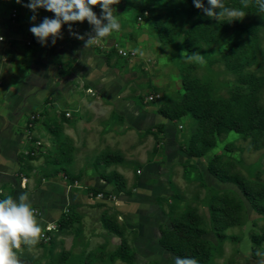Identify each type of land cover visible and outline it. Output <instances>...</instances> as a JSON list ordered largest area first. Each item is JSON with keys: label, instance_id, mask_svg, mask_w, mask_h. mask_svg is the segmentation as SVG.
<instances>
[{"label": "rangeland", "instance_id": "374dc122", "mask_svg": "<svg viewBox=\"0 0 264 264\" xmlns=\"http://www.w3.org/2000/svg\"><path fill=\"white\" fill-rule=\"evenodd\" d=\"M244 1L224 0L226 6L246 13L231 23L207 17L193 0H120L113 6L121 30L88 45L104 54L96 60L94 75L103 72L105 60L110 69L104 76L117 80L121 97L134 101L137 117L147 115L143 122L152 125L139 129L134 123V132L127 129L124 119L115 120L112 109L97 96L84 102V114L70 121L62 110L74 104L68 102L69 92L60 91L62 106H51L58 96L51 93L31 110L14 114V122L0 131L1 142L42 144L39 149L26 148L36 152L33 157L21 154L19 171L11 174L14 180L22 184L25 179L24 189L38 190L46 180L55 179V186L66 193L58 214H48L47 226L42 227L45 238L31 249L23 246L22 255L30 263L175 264L179 256L166 251L159 241L162 232L180 222L199 230L191 237L199 235L204 242L203 264H264V146L234 131L208 134L190 113L175 120L153 115L162 111L173 115L190 90L203 101L235 111L240 102L255 94L264 111V13L258 8L250 11ZM28 2L0 0V12L12 20L16 9L19 19L12 24L26 27L34 22V13L23 6ZM203 3L209 6L208 0ZM93 11L100 16L98 6ZM196 27L200 33L194 40L195 50L188 51L186 35ZM72 29L83 37L77 39L85 46L89 34L94 35L86 20L74 22ZM31 42V47H37L35 40ZM116 46L134 51V58H123ZM25 47L27 51L35 48ZM38 51L43 56V50ZM183 51L188 55L199 52L204 60H188L181 56ZM59 64L52 67L51 77L58 75L61 81L70 69ZM88 66L81 69L92 78ZM249 76L258 80L257 90L245 81ZM71 85L74 92L79 84L71 81ZM151 95L158 98L150 103ZM31 115L37 119L33 133L28 132ZM259 142H264V133ZM194 152L203 155L196 157ZM105 155L113 156L111 165L101 161ZM67 164L73 165L72 173L80 174L73 175ZM212 166L227 181L215 178ZM116 170L128 177L121 175L122 192L111 183L107 191L97 193L95 181ZM131 203L133 210L122 209ZM217 205L229 213L215 222L212 212ZM32 208L40 212L37 220L42 219L41 202ZM109 224L115 233L106 228ZM184 237L173 236L168 241L185 249ZM122 243L128 249L127 260L117 253Z\"/></svg>", "mask_w": 264, "mask_h": 264}, {"label": "crops", "instance_id": "0c3cea01", "mask_svg": "<svg viewBox=\"0 0 264 264\" xmlns=\"http://www.w3.org/2000/svg\"><path fill=\"white\" fill-rule=\"evenodd\" d=\"M36 17V20L32 22L31 25L22 27L20 25H13L9 16L6 17L3 12H0V36L3 37V40L0 41V96L3 97L2 103H0V131L8 128L14 122V114L19 113L20 110V113L31 110L38 105L40 100L51 93L55 92V94L58 95L56 96V101L52 103H57L62 106L60 102V91L69 92L70 94L67 98L68 102L74 104L70 108H64V110L73 111L70 118L66 117L70 121L75 118L77 119L78 117L76 115L84 114V102L97 96L95 99L107 103L112 109L110 115H116L115 120L124 119L126 128L132 129L133 132L134 123L139 129H144L146 126H150L154 123L146 124L143 122L149 118L147 115H142L145 116H141L142 119L138 118L134 101L125 100L121 97V92L118 91L119 86L117 80H114V82L112 80H107L104 73L110 68L107 66L105 60H103L104 64L101 63V69L104 73H98L95 77L94 74L96 70L93 68L96 67L95 64H97V59L104 58L103 53L95 52L91 47L82 45L76 36L73 35V29L72 32L69 31L68 24L62 25V38H57L55 45L52 44L51 38H49L46 46L41 45L37 41V38L31 33L30 28L33 24L41 23L45 17L54 18V13L48 12L42 8V11H37ZM72 27L73 23L71 25V28ZM28 40H35L36 43L34 44L37 45V47L34 46V48L28 45ZM26 45L34 49L32 51H27ZM38 49L43 50V56L38 53ZM59 62L63 63L67 69H70L69 72L65 74V78L61 81L58 79V75L51 77L52 67H54V64L55 66H61ZM84 64L89 65L87 69L88 72H91L92 78L82 72L81 67ZM71 81L79 84L77 86L75 85L74 88H76V90L74 92L72 91L73 85H71ZM59 83H61L60 88L58 87ZM88 90H90L89 93ZM78 91H80L81 94H79ZM78 94L80 95V99L78 100L79 102L75 103L74 101H77ZM52 103L51 106H53ZM53 107L55 108V106ZM63 113L65 114V112ZM153 115H160L163 117L161 113ZM83 120L84 118H79L78 121L82 122ZM11 140L12 139H9L7 142L0 141V199L9 196L16 198L19 194L26 193L32 207L39 202L43 205V208H40L43 211V216L42 219L38 221L41 227L44 225L47 226L48 214L51 215L50 217L57 215L60 203L66 202L65 190L62 189L60 191V189L55 186V179H51L50 181L46 180L40 185L38 190L24 189L27 181L25 179L22 181V184H20V179L14 180L11 174L14 171H16V173L19 171L20 166L18 163L21 154L26 155L28 149H39V147L36 146V142L31 146L32 142H11ZM27 147L28 149H26ZM114 151L122 154V151L118 148ZM67 167L71 173L74 172L73 165L67 164ZM116 171L118 174L122 175L124 179L128 178L121 171ZM72 174L79 175L80 172ZM76 181L79 184V181ZM95 182L96 185L94 186L101 191H107L110 185L105 182L101 176ZM10 183H13L12 186ZM133 195L134 189L132 190L131 196ZM69 199L73 202L76 198ZM132 207H134V203L125 204L122 209L124 211H129L133 210ZM24 247L22 246V249L18 252V258L21 264H32L22 255L26 249Z\"/></svg>", "mask_w": 264, "mask_h": 264}, {"label": "clouds", "instance_id": "9594fccd", "mask_svg": "<svg viewBox=\"0 0 264 264\" xmlns=\"http://www.w3.org/2000/svg\"><path fill=\"white\" fill-rule=\"evenodd\" d=\"M16 3H22V0H16ZM119 3L120 0H29L23 6L34 13L31 17L32 21L36 20L38 9L43 8L54 13V18L45 17L41 23L33 24L30 28L31 33L41 45L46 46L49 38L55 45L56 39L62 38V25L68 24L69 31L72 32V23L86 20L92 26L94 33V35L89 34L86 41V46H88L121 30L116 9L113 7ZM193 4L207 17L219 22L231 23L235 20H242L246 14L242 10L226 6L224 0H208V7H205L203 0H193ZM256 5L259 11L264 13V0H256ZM97 6L101 9L99 17L93 11V8ZM244 6L247 7V4ZM73 35L78 39H83L76 33ZM0 40H3L2 36ZM181 56L201 63L204 60L199 52L188 55L187 51H183ZM42 233L43 229L26 193H21L16 198L9 196L0 199V264H21L18 252L22 246L29 249L35 247L41 242ZM175 264H198V261L194 258L177 257Z\"/></svg>", "mask_w": 264, "mask_h": 264}, {"label": "trees", "instance_id": "16d2710c", "mask_svg": "<svg viewBox=\"0 0 264 264\" xmlns=\"http://www.w3.org/2000/svg\"><path fill=\"white\" fill-rule=\"evenodd\" d=\"M244 2L247 4V7H250L248 8L250 11H256V9L258 8L256 5V1L245 0ZM198 33H200V29L197 27L188 32L185 41L186 50H195L194 40L197 37ZM245 81L252 84L254 90H257V79H255L253 76H249V78L245 79ZM184 85L187 86L186 84ZM187 113H190L194 118H196L208 134H211L213 132L222 134L234 131L252 137L255 141H258L255 142L257 146H264V142H259V137L264 133V111L261 110V108L258 106V98L257 96H255V94L251 95L246 100H243V102H240L238 110L235 111L233 110V107H218L216 105H213V103H210L209 101H203L199 97H197L193 90H190L188 92V99L180 106L179 109L175 111L173 115H170L169 113L164 111L161 112V114L165 118L170 120H175ZM192 155L199 157L203 155V152H194V154ZM115 159L119 160L121 158L116 157ZM112 160V155H105L101 158V161L107 165H110L112 163ZM210 172L215 178L222 181H227L223 180L218 170H216L213 166L210 168ZM101 178L109 184L115 183V186L118 187L120 192H122L125 182L120 174L114 173L111 176L102 175ZM95 191L97 193H102V191L99 189H96ZM212 213L215 222H217L216 218L228 217L229 212L226 210V208L217 205L213 206ZM106 228L110 232L115 233L114 228L110 224L106 225ZM196 231L199 232V230H197V228L193 226V224H190V226H188L181 224L180 222H175L173 224L172 230L162 232V237L159 241V244L166 251H169L176 256L183 258L192 257L196 261H198V263L203 264L207 252L204 251V242L199 239V235L196 238L191 237L195 235ZM173 236H185L184 238L187 248L183 249L177 245L169 243L168 238ZM117 253L123 260L129 259V257L126 256L128 253V249L125 243L121 244Z\"/></svg>", "mask_w": 264, "mask_h": 264}, {"label": "built area", "instance_id": "2783aa9c", "mask_svg": "<svg viewBox=\"0 0 264 264\" xmlns=\"http://www.w3.org/2000/svg\"><path fill=\"white\" fill-rule=\"evenodd\" d=\"M145 15L147 16L148 13L146 12ZM11 19H12V22L13 23H17L18 22L19 13H18V11L16 9H14L12 11V13H11ZM0 41H2V40H0ZM27 44L28 45H32V42L29 41ZM115 49H117V53L120 56H122L123 58H125V59L132 60L134 58V51H132V50H126L125 48H121L119 46H116ZM89 92H90V90H88V93ZM157 98H158V96L151 95L147 99V101L151 103V102H154ZM52 105L55 106V107H58L59 106L57 103H52ZM62 111L65 112V116L67 118H70L72 116V112L73 111H71V110H70L71 112L70 111H67V110H62ZM36 121H37V119H36V116L35 115H31L29 117V122H28V132L29 133H33L34 131H36V129H37ZM35 144H36L37 147L42 146L41 142H36ZM26 155L35 156L37 154H36V152H27L26 151ZM69 188H71V187H69ZM33 210H34L35 216L37 217L40 212L38 210H36V209H33ZM50 230H51V226L46 228V231H50ZM45 236H46L45 233L42 234V237L43 238H45Z\"/></svg>", "mask_w": 264, "mask_h": 264}]
</instances>
